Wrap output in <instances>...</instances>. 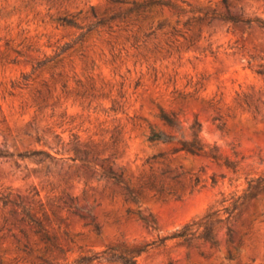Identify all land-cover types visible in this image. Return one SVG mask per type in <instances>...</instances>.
<instances>
[{
  "label": "rangeland",
  "instance_id": "rangeland-1",
  "mask_svg": "<svg viewBox=\"0 0 264 264\" xmlns=\"http://www.w3.org/2000/svg\"><path fill=\"white\" fill-rule=\"evenodd\" d=\"M132 1L143 0H0V148L12 154L0 158V191H11L13 200L18 194L62 249L41 240L17 207L0 201V264H64L164 237L199 222L247 178L264 173V83L254 72L264 64V30L202 18L204 11L225 12L219 0H174L180 9L153 5L113 18L37 66L74 41L80 27L129 9ZM227 9L264 19V0H228ZM61 16L78 27L61 24ZM194 121L203 150L172 152L191 140ZM152 131L170 139L149 140ZM32 150L55 159L16 156ZM102 168L120 175L138 201ZM149 185L164 190L152 197L145 194ZM232 223L235 242L241 240L230 247L233 259L226 258L220 227L218 247L168 240L141 253L137 264H264V193Z\"/></svg>",
  "mask_w": 264,
  "mask_h": 264
},
{
  "label": "trees",
  "instance_id": "trees-1",
  "mask_svg": "<svg viewBox=\"0 0 264 264\" xmlns=\"http://www.w3.org/2000/svg\"><path fill=\"white\" fill-rule=\"evenodd\" d=\"M114 2H120V0H112ZM219 2L225 7V12H217L215 9L210 11H204L201 14L202 18H208L210 21L213 19H218L221 21H228L230 23L241 25L244 28H249L252 24L256 25V27L264 30V19L261 17H247L242 14H231L228 9V0H219ZM167 6L170 8L180 9V7L175 3L174 0H143L141 2L132 1V7L123 11L113 13L106 18H98L94 22L90 23L85 27H80L81 32L77 36V38L72 42H66L63 45L59 46L53 55L44 58L42 61L37 63V66H40L48 61L53 60L60 53L64 52L68 48L72 47L75 41L82 40L84 35L91 30L92 28H96L102 26L116 17H124L126 14L130 12L138 13L139 11H144L145 8H149L150 6ZM200 19V18H198ZM58 20L61 24H66L74 27H78L75 19L61 16L58 17ZM165 23V20L159 22L157 27H161ZM254 72L262 78L264 83V64L259 63L257 67L254 69ZM23 78H25L23 76ZM166 122L172 126H175L176 123L172 117H169L165 114L162 115ZM192 128V138L189 141H181L179 148L173 149L172 152H176L177 150H183L187 153L198 154L203 150V147L200 145L199 141L196 138L197 131L199 130V124L194 121L191 126ZM149 140H161L167 141L170 138L164 136L159 132H151L149 135ZM74 150H78L77 147H74ZM85 153L86 150L83 149ZM12 154L8 152L6 149L0 148V158H9ZM19 159H27L34 163H42L46 161H51L55 159L49 152L43 150H32L21 152L16 155ZM214 157V155H212ZM85 160V159H82ZM225 164L230 167L232 170L235 169V165L232 162L225 161ZM101 174L112 179L113 182L119 184L127 198H129L133 202H137V194L129 189L126 184L120 178V175L114 173L110 168L101 169ZM141 187V186H140ZM164 190L162 186L156 187L154 185H149L147 187L145 194H150L152 197H158L160 193ZM169 194H173L172 191H167ZM264 193V173L257 177H250L245 180V187L239 192H232L228 198H224L221 200V207L219 209H215L207 213L202 220L199 222H190L183 227L176 229L172 233L165 235L164 237H156L146 243L139 244L137 246H133L131 248H120L118 246L107 247L101 252H92L79 256L73 261L66 262L64 264H89L93 261L107 260V261H117L120 264H137V257L147 251L148 249L164 247L168 240L175 241L176 244H182L185 248H189L194 242L199 241L201 243L208 244L209 247H218V241L215 238L214 232L217 228H224V243L226 246V258L228 260L233 259L234 256L231 253L230 247L232 246L234 249H237L241 244L240 237L235 242V231L232 227V222L239 219L242 215V210L249 204L251 200L257 199L260 194ZM11 191H0V201L3 205L11 204L19 209L21 213V219L29 224L32 227V231L39 236L41 240L44 242H49L50 245L55 248L58 252H62V249L53 241L52 237L48 235L45 231V228L42 226L41 222L37 220L30 211V206L24 204L18 194L16 197L18 200H13L10 198ZM39 192L34 191L31 195V199L34 200L33 196H38ZM178 199L179 196H176ZM39 202V206L42 205L40 199L37 200ZM65 207L67 210L72 213L78 215L79 217L85 218L84 215L78 213L75 210H72V205L68 204L66 201ZM225 202L228 204L225 205ZM89 218L94 226L95 231L99 232L98 223L94 222L92 215H89ZM138 218L146 225H150L147 218L138 213ZM151 218V225L154 227V220ZM243 223H241L242 225ZM235 242V244H234ZM198 254L200 256L206 257V254L202 251H199ZM189 253H185V258L188 259ZM45 264H49L45 261ZM166 264H172L171 261H168Z\"/></svg>",
  "mask_w": 264,
  "mask_h": 264
}]
</instances>
